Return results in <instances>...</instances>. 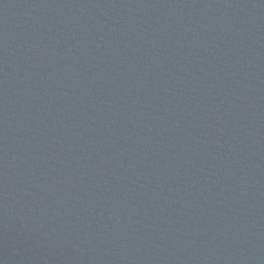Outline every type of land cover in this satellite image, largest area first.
I'll return each mask as SVG.
<instances>
[{
    "label": "water",
    "instance_id": "1",
    "mask_svg": "<svg viewBox=\"0 0 264 264\" xmlns=\"http://www.w3.org/2000/svg\"><path fill=\"white\" fill-rule=\"evenodd\" d=\"M0 264H264V0H0Z\"/></svg>",
    "mask_w": 264,
    "mask_h": 264
}]
</instances>
